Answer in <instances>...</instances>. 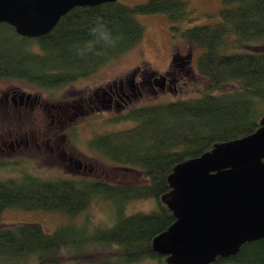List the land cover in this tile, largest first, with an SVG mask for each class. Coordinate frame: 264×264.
I'll return each instance as SVG.
<instances>
[{
  "label": "trees",
  "instance_id": "obj_1",
  "mask_svg": "<svg viewBox=\"0 0 264 264\" xmlns=\"http://www.w3.org/2000/svg\"><path fill=\"white\" fill-rule=\"evenodd\" d=\"M222 1L220 21L183 29L174 22L193 19L186 0L76 6L38 37L0 23V77L55 88L91 76L133 47L143 34L137 14L166 13L174 32L202 48L196 73L203 79L199 96L131 107L115 121L135 120L133 126L93 137V148L116 163L122 176L129 174L128 181L48 179L28 171L0 180V211L66 216L51 231L38 222L0 225V264H168L153 240L175 220L162 200L172 168L216 143L253 132L264 116V50L246 48L253 46L249 38L264 36V0ZM176 72L184 78L192 73L179 54L168 75ZM95 200L113 202L107 216L94 222L86 215L78 222ZM137 200L153 207L127 213V204ZM214 264H264V237Z\"/></svg>",
  "mask_w": 264,
  "mask_h": 264
},
{
  "label": "rangeland",
  "instance_id": "obj_2",
  "mask_svg": "<svg viewBox=\"0 0 264 264\" xmlns=\"http://www.w3.org/2000/svg\"><path fill=\"white\" fill-rule=\"evenodd\" d=\"M127 5L143 3L146 0H119ZM188 8L192 11L191 21L174 22L180 29L201 25L213 24L220 21L219 10L223 7L222 0H186ZM136 19L143 26V34L140 40L130 49L120 56L113 58L106 65L99 68L91 76L79 78L73 82L63 85L62 88L53 90L35 84L25 79L10 78L13 86L23 90H34L42 93L43 96L52 94L68 98L77 97L81 93L92 90L99 84H105L114 77H125L136 70L139 77H144L152 81L158 80L154 89L145 90L141 96L134 100V106H141L153 102H163L178 98L199 96L201 93L203 79L197 76V58L201 53V47H192L182 39L178 32L171 29V21L166 13L137 14ZM250 45L246 48L250 50H264V36H254L248 39ZM179 54L186 57L192 67V73L186 78L182 73L168 75L173 56ZM177 77V78H176ZM159 82V79L162 80ZM7 81H0V87H4ZM227 87H231L228 85ZM57 92V93H56ZM130 106V107H134ZM124 109L113 112L100 107L99 110H86L79 120L74 124L71 133L66 140H59L65 146L68 153L78 157L84 165L79 167L70 166L68 160L50 152L47 148L38 150L35 147L26 148L23 143H14V133L21 127L19 122L9 110L0 106V180L15 177L23 171H28L34 175L48 179L56 177H73L78 179H100L109 183H122L130 180V175L122 176L115 167L116 163L103 159L91 145L94 136L125 129L133 126L135 120L115 121L117 116L125 113ZM13 120H12V119ZM40 120L50 121V117L42 116ZM15 122L17 124H15ZM26 128V120L23 123ZM12 132V135H9ZM2 139L6 140V145L2 144ZM73 141V142H72ZM13 142V148L9 146ZM74 144V147L72 146ZM23 168V170H18ZM121 168V167H119ZM112 201L95 200L91 206L77 217L78 222L84 216L89 215L95 222L105 218L112 207ZM153 207V203L148 200L131 201L127 204V213L138 210L148 211ZM66 220V216L54 212L45 211H24L9 208L0 211V225H11L20 222H38L47 231L53 230L60 223ZM81 222V221H80ZM68 264V263H61Z\"/></svg>",
  "mask_w": 264,
  "mask_h": 264
},
{
  "label": "water",
  "instance_id": "obj_3",
  "mask_svg": "<svg viewBox=\"0 0 264 264\" xmlns=\"http://www.w3.org/2000/svg\"><path fill=\"white\" fill-rule=\"evenodd\" d=\"M117 0H0V23L21 36L52 30L76 6ZM162 197L174 222L153 240L168 264H214L264 237V116L253 132L176 164Z\"/></svg>",
  "mask_w": 264,
  "mask_h": 264
},
{
  "label": "flooded vegetation",
  "instance_id": "obj_4",
  "mask_svg": "<svg viewBox=\"0 0 264 264\" xmlns=\"http://www.w3.org/2000/svg\"><path fill=\"white\" fill-rule=\"evenodd\" d=\"M10 78L13 77H0V81H7L4 87H0V106L6 108V114H9L7 112L9 110L14 115L15 121L21 124L20 129L14 133V143L17 145L23 143L26 148L35 147L38 150L47 148L50 152L68 160L70 166L84 165V168L87 166L82 164L78 157L66 152L65 146L59 141L66 140L68 134L69 140H72L74 124L84 111L99 110L100 107L110 112L118 109L127 111L130 106H134L135 98L141 96L146 89H154L153 86L158 83V80L139 77L134 70L123 78L114 77L109 82L99 84L77 97L63 98L56 96L53 91L63 86L52 88V94L43 96L40 92L13 86L10 84ZM160 81L162 82L159 84H162L163 78L159 79ZM42 116L50 117V121L46 123L45 120H40ZM25 120L26 128L23 129ZM9 135L11 136L12 132H9ZM1 143L6 145V140L2 139ZM9 146L12 149L13 142H10ZM72 146L74 147V144Z\"/></svg>",
  "mask_w": 264,
  "mask_h": 264
}]
</instances>
